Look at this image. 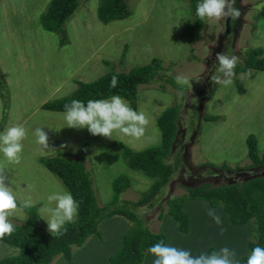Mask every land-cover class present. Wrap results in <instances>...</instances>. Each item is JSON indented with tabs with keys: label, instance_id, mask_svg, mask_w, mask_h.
I'll return each mask as SVG.
<instances>
[{
	"label": "rangeland",
	"instance_id": "374dc122",
	"mask_svg": "<svg viewBox=\"0 0 264 264\" xmlns=\"http://www.w3.org/2000/svg\"><path fill=\"white\" fill-rule=\"evenodd\" d=\"M49 1L0 0V76L3 78L0 132L14 124H21L27 130L19 164L8 162L0 153V165L10 171L8 175L12 177L18 201L31 198L41 215L40 226L47 230L44 219L50 213H41L40 209L45 206L54 209L55 202H49L48 196L66 189L40 163V158L58 153L77 158L85 144L84 163L99 204L112 199V181L124 174L130 184L121 194V200L139 199L154 179L127 165L122 145L135 151L159 145L157 118L167 108L177 105V132L167 158L175 168L171 179L150 205L130 209L151 231L164 233L168 245L190 250L194 256L208 253L209 246L215 251L227 246L235 249L238 259L248 257L253 223L234 225L221 206L210 207L206 201L208 208L215 209L222 219V225H217L207 214L205 200L188 198L185 208L190 225L185 233L179 230L173 217L166 215L160 219L159 214H166L167 199L186 193L187 187L264 177V167L251 165L246 146L247 136L253 134L258 141V152L264 148V70L235 73L229 86L211 81L218 67L217 53L235 54L240 58L239 64H243L248 48L264 50V19L257 17L264 0H236L235 7L241 16L234 22L229 19L227 33V19L205 20L203 27L197 29L189 0H127L130 15L107 23L97 17L100 0H79L63 31L51 32L44 30L39 20ZM153 57L162 61L165 71L161 77L138 86L136 110H143L150 120L140 139L118 131L113 132V139L93 136L86 128L67 127L64 112L42 107L46 102L70 95L80 82H90L110 70L128 71L148 64ZM178 74L186 75L189 83L177 84ZM204 114L217 116V120L207 121ZM38 127L48 133L49 144L55 151L44 150L36 143L34 133ZM61 145L67 148L61 149ZM117 216L121 218L110 217L100 224L101 240L91 237L74 252L102 243V249L91 255L94 264L95 261L102 264L104 255L117 245L120 231L124 229V234L131 224L125 216ZM25 217L24 209L18 207L10 220L21 224ZM125 221L127 224L122 228ZM221 227L225 229L223 234ZM7 245L0 242V258L4 254H18V248ZM15 249L17 252L11 254ZM154 259L147 253L143 264H153ZM82 264H87L86 260Z\"/></svg>",
	"mask_w": 264,
	"mask_h": 264
},
{
	"label": "trees",
	"instance_id": "16d2710c",
	"mask_svg": "<svg viewBox=\"0 0 264 264\" xmlns=\"http://www.w3.org/2000/svg\"><path fill=\"white\" fill-rule=\"evenodd\" d=\"M79 0H50L45 12L40 17V24L46 31H63V25L75 12ZM193 14L194 25L201 29L204 21L196 15V5L199 0H189ZM130 10L127 0H100L97 7V17L107 23L115 19L128 17ZM257 17L264 19V7L257 13ZM63 41V39H62ZM264 50L262 48H248L243 64H238L235 73L264 70ZM165 71L162 61L153 57L148 64L134 66L128 71H115L101 75L90 82H80L74 91L65 97L46 102L42 107L47 110L64 112V105L78 99L87 102L89 99H103L112 95H120L131 102L136 109L138 86L147 84L161 77ZM117 76L116 86L111 87L112 77ZM171 82V78H169ZM3 78L0 76V86ZM243 91V87L239 86ZM179 107L174 105L167 108L158 118L157 127L161 133L159 145L150 146L142 150H133L122 145V154L127 165L134 170L143 172L153 178L150 189L137 200H121V194L129 187L130 179L127 175H118L112 181V199L100 205L93 187V180L84 163L87 145L77 158H68L62 153L53 157H42L40 163L53 175L59 178L66 191L70 192L79 203V213L74 222L66 223L59 235L52 236L48 230L40 226L41 215L37 205L23 208L26 217L20 223H14L17 230L11 236L0 239L4 243L17 247L18 254L0 258V264H51L55 258L62 257L72 261V254L76 248H81L86 241L93 237L102 239L100 224L116 215L125 216L131 224L123 234L117 250L109 256L108 264H143L147 249L163 240L167 242L162 232H153L131 208L151 204V200L164 187L175 168L167 162L172 144L177 132ZM205 120H217V116L204 114ZM247 156L252 166L264 167V148L258 152V141L253 134L246 138ZM221 166H227L222 164ZM207 201L210 206H221L229 220L238 226L253 223L251 239L248 241L250 252L253 248L264 247V177L256 176L244 181L229 184L211 185L202 183L186 188V193L167 199L166 214L160 212L159 218L171 216L177 222L182 232L189 230V216L185 208L187 199ZM215 251L208 247V253ZM247 256L240 257L245 264Z\"/></svg>",
	"mask_w": 264,
	"mask_h": 264
},
{
	"label": "clouds",
	"instance_id": "9594fccd",
	"mask_svg": "<svg viewBox=\"0 0 264 264\" xmlns=\"http://www.w3.org/2000/svg\"><path fill=\"white\" fill-rule=\"evenodd\" d=\"M236 0H199L196 5V15L199 20L221 21L231 19L238 20L241 12L235 7ZM218 67L211 75L214 84L229 86L233 83L235 68L240 63V58L228 52H219L216 55ZM177 84L183 86L189 83L186 75L178 74ZM118 77L113 76L111 87H115ZM64 116L67 127L87 129L93 136H102L113 139V132L118 131L127 137L140 139L145 135L150 123L149 117L143 110L131 107L130 102L120 95H112L103 99H89L87 102L74 99L64 105ZM44 128H36L34 135L36 143L44 150H53L49 144V135ZM27 137V130L21 124L8 126L0 132V153L10 163L19 164L23 151L22 141ZM67 145H61V149ZM10 171L0 165V239L11 236L17 226L10 220L13 213L21 208L33 207L31 198L18 201L13 190ZM27 185V189H31ZM49 202H55V208L42 207L41 213H50L49 218L44 219L48 225V231L52 236L59 235L66 223L74 222L79 213V203L73 195L64 191L48 196ZM207 214L212 217L217 225H222V219L213 208H208L207 202H203ZM179 227V226H178ZM225 229L221 227V234ZM123 237V236H122ZM148 253L155 257L153 264H240L235 249L227 246L211 253L203 252L194 256L190 250L177 248L166 244L163 240L155 243L147 249ZM247 264H264V247H255L247 258Z\"/></svg>",
	"mask_w": 264,
	"mask_h": 264
},
{
	"label": "crops",
	"instance_id": "0c3cea01",
	"mask_svg": "<svg viewBox=\"0 0 264 264\" xmlns=\"http://www.w3.org/2000/svg\"><path fill=\"white\" fill-rule=\"evenodd\" d=\"M210 207H212V206H210ZM209 207V208H210ZM111 218H115V219H117V218H121L120 216H112ZM118 220V219H117ZM109 222H111V221H113V220H108ZM120 221V220H119ZM125 224H127L126 223V221H125V223H123V225H122V228L124 227V226H126ZM179 228V227H178ZM102 229H103V227H102ZM124 229H122L121 231H120V233H119V236H118V239H117V245L113 248V249H111L110 250V253H107V254H105L104 255V261H103V263L102 264H108V258H109V255H111V254H113L114 253V251L116 250V248H117V246H119L120 245V243H121V240H122V238H120L121 237V235L123 234V231ZM180 230V229H179ZM0 242H2L3 244H5V245H7L6 243H4L3 241H1L0 240ZM94 242H96V241H94ZM101 245H102V243H100ZM100 244H98V243H94L93 244V247L91 248L90 246L87 248V249H82V250H79V251H77V252H73V254H72V261L71 262H69L68 260H66L65 258H57L53 263L54 264H82V262H84V260H86V262H87V264H94L93 263V261L91 260V255L93 254H96L97 252H99V250H101L102 249V247L100 246ZM166 244H168V242H166ZM8 246V245H7ZM17 248V247H16ZM17 249H15L14 251H12V252H10L11 254L13 253V254H15L17 251H16ZM19 250V249H18ZM89 250V251H88ZM91 252H93V253H91ZM113 252V253H112ZM6 253H9V251L7 252L6 251ZM10 254V255H11ZM7 255H9V254H4L3 256H7ZM2 256V254L0 255V257ZM95 264H97V261H95Z\"/></svg>",
	"mask_w": 264,
	"mask_h": 264
},
{
	"label": "water",
	"instance_id": "95a60500",
	"mask_svg": "<svg viewBox=\"0 0 264 264\" xmlns=\"http://www.w3.org/2000/svg\"><path fill=\"white\" fill-rule=\"evenodd\" d=\"M226 22H227V26H226V30H225V32L227 33L228 30H229V27H228L229 19H227Z\"/></svg>",
	"mask_w": 264,
	"mask_h": 264
},
{
	"label": "flooded vegetation",
	"instance_id": "af4514ba",
	"mask_svg": "<svg viewBox=\"0 0 264 264\" xmlns=\"http://www.w3.org/2000/svg\"><path fill=\"white\" fill-rule=\"evenodd\" d=\"M230 19V18H229Z\"/></svg>",
	"mask_w": 264,
	"mask_h": 264
}]
</instances>
